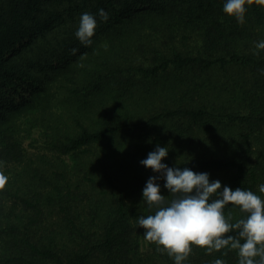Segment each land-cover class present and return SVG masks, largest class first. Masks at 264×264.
Instances as JSON below:
<instances>
[{"label":"trees","instance_id":"trees-1","mask_svg":"<svg viewBox=\"0 0 264 264\" xmlns=\"http://www.w3.org/2000/svg\"><path fill=\"white\" fill-rule=\"evenodd\" d=\"M223 3L0 0V264H174L135 224L152 211L141 193L156 174L139 161L157 144L169 166L258 192L264 8L239 24ZM98 9L108 20L84 46L79 17ZM221 252L193 246L185 264H237Z\"/></svg>","mask_w":264,"mask_h":264},{"label":"clouds","instance_id":"clouds-1","mask_svg":"<svg viewBox=\"0 0 264 264\" xmlns=\"http://www.w3.org/2000/svg\"><path fill=\"white\" fill-rule=\"evenodd\" d=\"M252 2L224 0L222 11L243 24ZM254 2L264 8V0ZM97 16L101 21L108 20L104 9H98L96 14L85 11L79 17L74 35L84 46L93 43ZM259 50H264V39L255 42L253 54H258ZM71 51L74 54L77 49ZM260 71L264 74V68ZM168 153L166 145L157 144L139 161L156 174L147 179L141 193L142 201L152 211L135 219L136 227L143 229L144 239L154 243L157 251L166 253L174 264H185L193 246L206 253L235 250L237 264H264V183L258 185V192L228 185L222 187L221 181L210 180L207 172L163 163ZM7 180V175L0 171V188ZM160 180L171 199L161 194ZM229 205L243 213L234 222L231 215H225ZM223 255L226 252H221ZM212 264L227 262L216 258Z\"/></svg>","mask_w":264,"mask_h":264},{"label":"rangeland","instance_id":"rangeland-1","mask_svg":"<svg viewBox=\"0 0 264 264\" xmlns=\"http://www.w3.org/2000/svg\"><path fill=\"white\" fill-rule=\"evenodd\" d=\"M150 39L153 43L157 38L156 36L152 35ZM39 133L40 131L38 129H34L31 132V135L23 142V146L27 154H34L38 151H41V146H40L41 142L39 140Z\"/></svg>","mask_w":264,"mask_h":264}]
</instances>
